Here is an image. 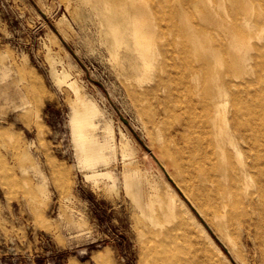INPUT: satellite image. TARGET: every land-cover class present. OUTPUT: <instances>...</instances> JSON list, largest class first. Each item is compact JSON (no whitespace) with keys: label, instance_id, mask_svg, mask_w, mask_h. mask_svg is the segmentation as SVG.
I'll list each match as a JSON object with an SVG mask.
<instances>
[{"label":"rangeland","instance_id":"obj_1","mask_svg":"<svg viewBox=\"0 0 264 264\" xmlns=\"http://www.w3.org/2000/svg\"><path fill=\"white\" fill-rule=\"evenodd\" d=\"M112 14L100 0H0V264H145L140 202L171 188L188 201L167 150L179 115L164 109L183 97L168 98L163 53L145 70L116 53ZM77 108L92 110L89 139ZM216 240V264H242Z\"/></svg>","mask_w":264,"mask_h":264},{"label":"bare ground","instance_id":"obj_2","mask_svg":"<svg viewBox=\"0 0 264 264\" xmlns=\"http://www.w3.org/2000/svg\"><path fill=\"white\" fill-rule=\"evenodd\" d=\"M100 3L115 15L116 53L125 48L140 70L163 53L179 88L168 98L184 101L164 109L179 115L167 150L188 201L171 188L157 203L140 202L145 264H216L212 251L226 256L216 238L236 261L264 264V0ZM91 113L77 108L73 117L84 140Z\"/></svg>","mask_w":264,"mask_h":264},{"label":"water","instance_id":"obj_3","mask_svg":"<svg viewBox=\"0 0 264 264\" xmlns=\"http://www.w3.org/2000/svg\"><path fill=\"white\" fill-rule=\"evenodd\" d=\"M123 119H124L125 121H127V119H126V118H124V117H123Z\"/></svg>","mask_w":264,"mask_h":264}]
</instances>
